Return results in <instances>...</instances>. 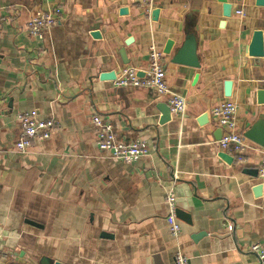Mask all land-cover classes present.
Returning <instances> with one entry per match:
<instances>
[{"label":"crops","instance_id":"obj_1","mask_svg":"<svg viewBox=\"0 0 264 264\" xmlns=\"http://www.w3.org/2000/svg\"><path fill=\"white\" fill-rule=\"evenodd\" d=\"M258 2L0 0V264H175L178 253L191 264H260L251 247H264V148L248 139L243 153L223 150L212 114L233 103L239 131L264 138ZM56 9L43 40L29 35L33 15ZM187 43L199 68L173 61ZM152 45L183 116L167 112L168 96L115 86L126 66L149 67ZM25 112L55 129L20 155ZM95 113L120 140H148L150 154L129 165L100 152ZM171 192L178 238L166 220Z\"/></svg>","mask_w":264,"mask_h":264},{"label":"built area","instance_id":"obj_2","mask_svg":"<svg viewBox=\"0 0 264 264\" xmlns=\"http://www.w3.org/2000/svg\"><path fill=\"white\" fill-rule=\"evenodd\" d=\"M143 1L149 7L155 3V0ZM60 13L61 11L57 9L37 12L26 25L29 35L43 40L46 31L53 26ZM114 83L119 88L145 89L158 97L168 96L169 107L173 115L180 117L186 112V100L170 91L161 53L154 45L149 50V67L146 70H140L135 66H126ZM212 114L218 126L223 130V135L218 142L223 150L233 151L238 154L251 148L248 145L249 141L246 136L239 131L238 108L235 104L224 103L218 105L214 107ZM17 121L22 126V136L15 143L14 149L20 155L28 153V150L35 142L48 140L55 129V123L52 120L40 119L34 112L19 113ZM92 124L96 130L98 149L110 158L132 165L140 162L150 154L148 140L144 138L131 142L120 140L113 124L106 117L95 113L92 117ZM262 154L258 176L264 180V149H262ZM167 202L169 213L166 220L169 231L173 237L178 238L182 228L177 216L174 193L168 194ZM251 251L258 258L260 264H264V247L261 244H254L251 247ZM175 264H191V261L181 253H178L175 257Z\"/></svg>","mask_w":264,"mask_h":264},{"label":"water","instance_id":"obj_3","mask_svg":"<svg viewBox=\"0 0 264 264\" xmlns=\"http://www.w3.org/2000/svg\"><path fill=\"white\" fill-rule=\"evenodd\" d=\"M221 1L225 2L226 0H221ZM261 3H263V4H261ZM258 4L264 5V0H259ZM229 8H230V6L227 5L226 12H225V15H227V16H229V14H230ZM258 36H260V35H258ZM170 46H171V43L168 44L167 50L170 48ZM257 53L259 54L258 56H262V57L264 56V53L262 54V52H257ZM173 61H174V63L183 64V65H187V66H191V67H196V68L200 67V63L195 58L193 44L192 45L190 44V47H189L188 43H187L184 46V48L179 50L178 54L174 57ZM125 64L128 65L129 63L127 62ZM103 77H106V76H103ZM170 111H171L170 108L167 106V112H170ZM245 136L247 139L258 143L260 146H262L264 148V138L261 137L257 132H255V130H249L245 134ZM180 213L181 212L177 211V216H178V214L180 215ZM43 262H44L43 264H63L61 262H58V261H55L52 259H48V258H45L43 260Z\"/></svg>","mask_w":264,"mask_h":264}]
</instances>
